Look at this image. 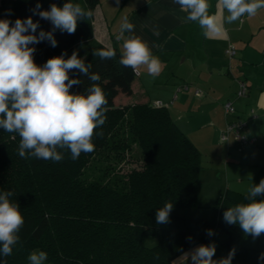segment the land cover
Returning a JSON list of instances; mask_svg holds the SVG:
<instances>
[{
    "label": "trees",
    "instance_id": "trees-1",
    "mask_svg": "<svg viewBox=\"0 0 264 264\" xmlns=\"http://www.w3.org/2000/svg\"><path fill=\"white\" fill-rule=\"evenodd\" d=\"M62 7L72 0H0V18L14 24L17 18L39 22L40 30L53 31L51 22L33 14ZM92 15L78 21L74 34L54 30L57 46L44 40L30 45L34 60L43 65L49 58L67 53L92 31V18L98 0H77ZM80 57L91 64L108 99L106 122L95 129V150L76 160L63 150L60 162L18 154L19 136L0 129V193L11 191L24 216L18 233L20 240L12 255L0 256L7 264H29L32 251H45L46 264H173L196 245H208L207 230H221L222 257L235 250L231 264H264V234L245 235L239 225H229L223 213L247 196L227 189L215 197L211 210L198 205L202 168L201 153L177 127L165 104L149 101L115 104V98L132 94L136 76L131 68L116 59L94 56L105 46L86 45ZM70 77L79 79L72 92L84 93L93 83L76 70ZM257 200L264 196L256 197ZM165 202L173 209L167 224L156 222V211ZM189 237L191 239H189Z\"/></svg>",
    "mask_w": 264,
    "mask_h": 264
},
{
    "label": "clouds",
    "instance_id": "clouds-1",
    "mask_svg": "<svg viewBox=\"0 0 264 264\" xmlns=\"http://www.w3.org/2000/svg\"><path fill=\"white\" fill-rule=\"evenodd\" d=\"M179 5L185 23H197L202 34L208 38L225 34L226 24L237 21L242 23L245 16H255L264 9V0H217L216 11L211 12L209 0H173ZM119 4V0H116ZM38 2L34 15L51 22L54 30L74 34L78 21L92 15L79 4L66 2L62 7L51 4L50 10H40ZM39 22L32 17L17 18L14 22L0 19V129L17 134L20 138L18 154L21 158L34 157L42 160L60 162L64 158L63 150L70 152L76 160L82 153L95 150L93 138L95 129L106 122L108 99L104 88L99 84L101 77L90 73L91 64L73 51L70 57L66 53L49 58L43 65L34 60L36 49L30 45L44 40L52 47L57 46L53 31L40 30L36 35ZM135 25L124 17L116 40H123V51L117 63L135 72L146 66L149 75L156 76L162 71V61L154 55L148 42L134 32ZM125 33H128L126 36ZM102 60L116 59V50L103 47L93 52ZM76 70L87 75L93 83L84 93L72 92L79 79L70 77ZM11 191L0 193V256L12 255L13 248L20 240L18 233L24 225V216L16 202L10 200ZM264 178L248 189V203H239L229 207L223 213V220L229 225H239L243 233L254 239L264 234ZM173 209L172 202H165L156 211V222L167 224ZM211 229L207 235L212 236ZM189 239H191L189 237ZM216 252L214 243L195 247L190 256L191 264H231L235 250L227 257L213 259ZM45 251H32L27 260L29 264H46ZM259 259L264 260V253ZM0 264H7L0 260Z\"/></svg>",
    "mask_w": 264,
    "mask_h": 264
},
{
    "label": "crops",
    "instance_id": "crops-1",
    "mask_svg": "<svg viewBox=\"0 0 264 264\" xmlns=\"http://www.w3.org/2000/svg\"><path fill=\"white\" fill-rule=\"evenodd\" d=\"M209 2L210 11L215 12L217 0ZM185 16L173 0H119V4L116 0H98L93 11L92 38L122 52L123 40L115 37L123 18L135 25V34L147 41L162 61V71L152 76L146 66L139 67L131 85L132 94L118 95L115 104L154 103L152 100L157 99L167 106L172 102L167 108L177 127L208 162L223 163L226 159L228 189L248 195V189L264 178V9L255 16L243 17L242 23L226 24L225 34L208 38L197 23H185ZM229 45L236 54L228 61L225 50ZM234 78L246 83L245 96L236 97L238 82ZM227 101L236 110L231 119L243 120L242 132L254 138L257 145H242L232 134L227 141L220 140L229 120L223 106ZM199 140L203 141L204 150ZM216 169L219 170L212 167L209 171L213 178L218 174ZM246 179L251 183L244 184ZM218 231L213 232L210 242L216 246V260L223 258L225 237ZM197 246L178 256L173 264H191L186 255Z\"/></svg>",
    "mask_w": 264,
    "mask_h": 264
},
{
    "label": "rangeland",
    "instance_id": "rangeland-1",
    "mask_svg": "<svg viewBox=\"0 0 264 264\" xmlns=\"http://www.w3.org/2000/svg\"><path fill=\"white\" fill-rule=\"evenodd\" d=\"M76 1L77 0H72V2H76ZM0 19H2V18H0ZM93 41L94 40L92 38V31H91L90 36L84 38L83 41L80 44H78L76 47L71 48L66 53L65 58L70 57L71 54L73 53V51H76L78 53V56L81 57L84 54V51L86 50V47H87L86 45H90V43ZM228 61H229V59H228ZM238 77L240 78L241 76H238ZM236 80H237V78L236 79L234 78V81H236ZM158 101H161V100H157V99L152 100V102H154V103L158 102ZM166 104H167V107H170L172 102L166 103ZM233 116H235V115H233ZM228 117H229L228 119H231L232 116L230 115ZM198 142H199L198 144H200L201 148L204 150L205 145H204L203 141L199 140ZM255 144L256 145L258 144L257 141H255ZM252 145H254V144H252ZM202 149H200V150H202ZM203 150H202V152H203ZM201 161H202V163H201L202 168L200 170V176H199L200 177V183H199V187H198V191H197L198 205L205 207L204 209L211 210V207L215 203L214 198H215V196H217L216 194L218 193V191L224 192L226 189H228V181H227L226 173H225L226 159L221 161L223 163H218L216 161L210 163L203 156H201ZM212 167L219 168V170H220L219 171L216 169V171H218V174L216 175L215 178L211 177V172H209ZM251 181L252 180L246 179L243 181V183L248 185L251 183ZM218 188H220V189L218 190ZM214 192H216V194H214ZM217 233L221 236H225V233L222 232L221 230L218 231ZM216 256L217 255H214L215 258H217Z\"/></svg>",
    "mask_w": 264,
    "mask_h": 264
},
{
    "label": "built area",
    "instance_id": "built-area-1",
    "mask_svg": "<svg viewBox=\"0 0 264 264\" xmlns=\"http://www.w3.org/2000/svg\"><path fill=\"white\" fill-rule=\"evenodd\" d=\"M235 54H236V49L232 45H229L225 50V55L229 60H231L232 58H234ZM135 73L137 74L136 71ZM237 82H238V88L235 92V95L237 98H240L245 96L247 92V85L242 80H237ZM161 104H162L161 102L154 103V105L156 106H159ZM223 106H224L225 115L226 116L231 115L232 117H234L233 115L236 114V110L233 103L231 101H227L224 103ZM244 127H245V122L241 119L232 118L227 120L224 130L220 133V140L227 141L228 135L232 133L234 137L238 139L242 145L253 144L255 142V139L250 136H247L242 132Z\"/></svg>",
    "mask_w": 264,
    "mask_h": 264
}]
</instances>
